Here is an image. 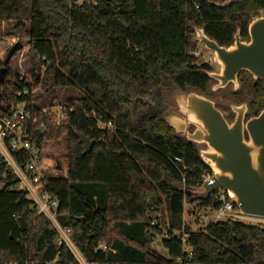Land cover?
Returning <instances> with one entry per match:
<instances>
[{"label": "trees", "instance_id": "16d2710c", "mask_svg": "<svg viewBox=\"0 0 264 264\" xmlns=\"http://www.w3.org/2000/svg\"><path fill=\"white\" fill-rule=\"evenodd\" d=\"M224 1L0 0V22L16 21L24 30L36 86L82 93L66 101L74 110L56 125L34 105L33 87L11 72L10 62L0 60V69L7 68L0 107L7 111L27 100L38 119L31 126L35 142L66 138L67 175L51 177L47 188L59 200V223L70 229L87 260L178 264L183 245L165 233L186 226V204L194 205L191 215L218 205L216 194L208 200L192 194L203 175L212 172L199 147L177 134L163 116L145 111L147 98L158 91L212 95L208 72L213 66L191 54L200 51L193 41L195 29L203 28L228 46L238 29L248 40L249 23L264 15V0L217 6ZM238 78L239 90L230 96L236 103L248 99L250 113L258 115L264 109V80H254L247 71ZM24 90L29 95L19 96ZM99 122L111 123L113 129H100ZM78 133L95 142L87 154ZM8 182L0 190V264H47L57 257L56 264H77L68 246L59 244L48 218L38 214L23 191L9 188L12 177ZM158 237L166 255L153 246ZM188 242L196 264H264L263 225L211 223L189 231ZM102 243L108 249L99 248Z\"/></svg>", "mask_w": 264, "mask_h": 264}, {"label": "water", "instance_id": "95a60500", "mask_svg": "<svg viewBox=\"0 0 264 264\" xmlns=\"http://www.w3.org/2000/svg\"><path fill=\"white\" fill-rule=\"evenodd\" d=\"M235 1L225 0L217 6L227 7ZM248 33L249 40H243L238 29L234 42L223 46L203 28L195 29L193 41L197 42L198 50L212 52L220 67L218 71L208 72L215 81L212 90L228 85L237 90L242 71L250 73L255 80H264V16L259 15L249 23ZM22 49L21 42L15 43L7 53L6 62ZM6 74L7 68L2 67L0 84ZM174 100L178 114L164 118L165 121L177 134L200 146V157L214 176V183L194 189L193 196L208 200L219 190H225L232 195L241 214L264 218V109L246 119L248 104L231 103L228 107L234 119L229 121L215 101L204 94L177 91ZM77 137L84 144V154L89 153L94 140L81 133ZM57 168L61 169L60 163Z\"/></svg>", "mask_w": 264, "mask_h": 264}, {"label": "built area", "instance_id": "2783aa9c", "mask_svg": "<svg viewBox=\"0 0 264 264\" xmlns=\"http://www.w3.org/2000/svg\"><path fill=\"white\" fill-rule=\"evenodd\" d=\"M74 1V0H69ZM87 1L88 3H98L101 0H76V3ZM200 52V51H199ZM199 52L191 53L198 56ZM210 63L209 61H206ZM211 64V63H210ZM24 77H19L22 80ZM26 84H30L26 80ZM31 85V84H30ZM29 95L26 90L19 94L21 96ZM27 100L17 102L9 107L7 111L0 107V169L1 179L0 185L3 187L8 185V179L12 177L13 185H9L10 189L23 191L27 198L30 199L38 212L44 214L51 225V228L57 231L60 237L59 244L68 246L77 264H97L87 260L81 251L77 248L71 238L69 228L62 227L58 221L57 214L59 208V200L57 196L49 190L48 179L57 177V169L51 165L45 154L44 144L40 145L35 142L32 137L31 126L38 122L35 116L36 109L27 106ZM73 111L74 107L67 103L51 104L49 107H43L39 110L43 115L50 117L56 125H60L67 118V111ZM38 112V111H37ZM100 129H113L111 123L99 122ZM43 129V128H42ZM175 161L180 162L181 159L176 157ZM214 183L213 172H207L203 175L200 187ZM216 194L218 205L207 206L198 210L195 218L198 227L186 226L181 230L173 233H165V238H178L183 245V253L177 258L178 264H196L194 263V251L188 242L189 231L205 229L211 223H217L236 219V211L238 209L232 195L225 191L219 190ZM213 194V195H215ZM212 195V196H213ZM211 208L214 212L211 216L206 215L203 209ZM99 248L108 249L105 244H100ZM57 257L47 264L58 263ZM1 264H40L38 261L4 262ZM248 264V263H238Z\"/></svg>", "mask_w": 264, "mask_h": 264}, {"label": "rangeland", "instance_id": "374dc122", "mask_svg": "<svg viewBox=\"0 0 264 264\" xmlns=\"http://www.w3.org/2000/svg\"><path fill=\"white\" fill-rule=\"evenodd\" d=\"M258 15H263V13H259ZM257 17V16H255ZM254 17V18H255ZM28 24V23H27ZM26 24V25H27ZM28 28V25H27ZM10 33H13L14 36H9ZM17 42H21L23 44V49L18 51L14 57L10 61V69L11 72L15 76L19 77H24L33 87V103L34 105H38L40 108L43 107H49L51 104L54 103H60L62 105L66 104V101L72 99V98H78L79 96L82 95L79 89L77 88H68V89H51V90H46L41 84H38L36 86L35 84V79L32 74V60L30 59L29 56V50L28 48L25 47V42H26V37L24 35V30L23 28H18L17 27V22L16 21H9V22H0V60L4 61L6 59L7 53L9 49ZM198 56L200 57V61L206 62L209 61L211 65L214 68V71H218L220 69L219 65L215 61L214 54L210 51H207L205 49H202ZM44 68L41 69V75L44 74ZM214 85V84H213ZM232 86H227V88L218 89L221 90L219 92L218 90L214 91L211 88L212 93H214V98L218 100L220 103L219 105L222 108L228 107L229 104L235 103V104H241V102L236 103L235 101L231 100L229 97L226 96V94H229L230 91L233 89ZM179 90H172L168 92H161V106H165L166 104L169 105V109L173 108L175 106V100H174V95L177 93ZM188 93V92H184ZM154 95V94H153ZM152 95V96H153ZM149 97L147 98V108H151L154 100L153 98ZM225 100H222V97ZM226 98V99H225ZM215 100V101H216ZM230 100V101H227ZM217 102V101H216ZM245 103V102H242ZM174 104V105H173ZM158 105V103H156ZM228 112H230V108L228 107ZM156 113V112H155ZM148 115L152 114V110L150 113H147ZM161 116L164 118L173 115L175 113H171L170 111H166V109L160 113ZM45 129L43 130V132ZM44 150L45 154L49 159V162L51 165L55 166L58 173V176H66L68 172V160H67V148H66V138L63 136L60 140L54 141V140H49L44 142ZM58 163L61 165V169L57 168ZM194 207V205L186 204L185 206V222L191 226V227H198L199 225L196 224L195 218L198 214L199 209L193 210V214L191 215V210ZM203 212L211 216L213 214V210L211 208H206L203 209ZM236 219L239 221L249 224V225H263L264 226V218L261 217H256V216H249V215H243L240 213L239 209L236 211ZM153 246L156 248V250L163 255H166V250L162 245V239L158 237L155 239L153 242Z\"/></svg>", "mask_w": 264, "mask_h": 264}, {"label": "flooded vegetation", "instance_id": "af4514ba", "mask_svg": "<svg viewBox=\"0 0 264 264\" xmlns=\"http://www.w3.org/2000/svg\"><path fill=\"white\" fill-rule=\"evenodd\" d=\"M248 35H249V33H248ZM244 40V39H243ZM249 40V39H248ZM214 69V68H213ZM255 80V79H254ZM215 83V81L212 83V85L210 86V91H211V87L213 86V84ZM229 86H232V85H228V87ZM227 88V87H226ZM225 88V89H226ZM223 90V89H222ZM239 90V88L237 89V90H235L234 88L230 91V92H235V91H238ZM219 92H221V90H218ZM211 96H209L211 99H213L214 101L216 100V98H214L213 96H214V93H212L211 92ZM229 95V96H228ZM226 96L227 97H229L231 100H233L234 98L233 97H231L230 96V93L229 94H226ZM152 98H153V100H154V103H153V105H152V107L151 108H148V109H146V113H150V111L152 110V114H160L161 112H163L165 109H166V111H170L171 113H175V114H178V112L176 111V108H177V105L175 104V106L173 107V108H170L169 109V105L170 104H166L165 106H161L160 105V103H161V99H162V97H161V92L160 91H158L157 93H155L153 96H152ZM222 98V100H224L223 99V96L221 97ZM233 98V99H232ZM226 99V98H225ZM217 101V102H216ZM215 101V103H216V106H217V108H219L223 113H224V115H225V117L229 120V121H232L233 119H234V114L230 111V112H228V107L226 106V107H224V108H222L221 106H223L222 104L221 105H219L220 103L218 102V100H216ZM225 101V100H224ZM227 101H230V100H227ZM234 101V100H233ZM242 102H245V103H249V100L248 99H245V100H243V101H241V103ZM156 103H158V105H156ZM174 105V104H173ZM248 106H249V104H248ZM249 109V108H248ZM156 112V113H155ZM161 115V114H160ZM252 116H255V115H253V114H251L250 113V111L248 110V112H247V115H246V119H248V118H250V117H252ZM194 128H193V126L191 127V131L193 130ZM200 147V146H199Z\"/></svg>", "mask_w": 264, "mask_h": 264}]
</instances>
